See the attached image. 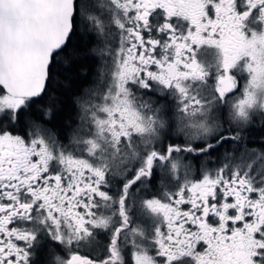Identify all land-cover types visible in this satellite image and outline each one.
I'll return each mask as SVG.
<instances>
[{
    "label": "snow or ice",
    "instance_id": "1",
    "mask_svg": "<svg viewBox=\"0 0 264 264\" xmlns=\"http://www.w3.org/2000/svg\"><path fill=\"white\" fill-rule=\"evenodd\" d=\"M77 35L65 136L44 97ZM257 118L264 0H0V264H264Z\"/></svg>",
    "mask_w": 264,
    "mask_h": 264
},
{
    "label": "flooded vegetation",
    "instance_id": "2",
    "mask_svg": "<svg viewBox=\"0 0 264 264\" xmlns=\"http://www.w3.org/2000/svg\"><path fill=\"white\" fill-rule=\"evenodd\" d=\"M95 67H93V71L91 72L87 82L78 90L77 93H75L73 96H70V104H71V115L66 117L67 119H64L62 121H59V118L63 116L64 108L61 107H54L52 108V118L50 119V122L48 123V127L54 129L55 131L59 132L61 135H67L68 129L67 125L71 123L72 119L75 117V109L73 107V101L76 97V95L82 90L89 86L90 82L94 79V73L97 66V60L95 62ZM244 81L241 80V86L243 85ZM52 88V87H50ZM53 92L48 91V95L44 97L45 102L48 101L49 96H52ZM57 99V96H54ZM245 143L249 148H255L257 150L264 149V128L260 127V120L257 118L254 125L245 132ZM230 145H225L223 148L219 149L216 154H214V157L218 156L219 153L223 152L225 148H229ZM214 166V165H213ZM115 189L113 188V191ZM155 189H153L154 191ZM134 220L137 219L136 213L133 212ZM97 239L100 242L97 246H94L93 248L88 249H81V253L83 255L89 256L93 259H96L98 256L103 255V245L104 242L107 240V235L104 232H100L97 235ZM41 260L45 259L44 250H41V256L39 257ZM33 259H37L36 256L33 257Z\"/></svg>",
    "mask_w": 264,
    "mask_h": 264
},
{
    "label": "trees",
    "instance_id": "3",
    "mask_svg": "<svg viewBox=\"0 0 264 264\" xmlns=\"http://www.w3.org/2000/svg\"><path fill=\"white\" fill-rule=\"evenodd\" d=\"M72 44L85 51L82 52L80 59L68 72H64L57 77L58 83H51L48 88L49 92H53L52 96H57L55 107L64 108L63 116L59 118V121L67 119L66 117L71 115L70 96L77 93L87 82L97 60L89 54L88 50L91 48V43L87 36H74ZM65 76H67V79H65Z\"/></svg>",
    "mask_w": 264,
    "mask_h": 264
}]
</instances>
